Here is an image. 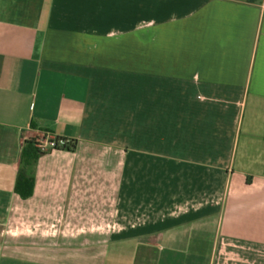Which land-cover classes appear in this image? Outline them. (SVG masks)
<instances>
[{"label": "crops", "instance_id": "crops-1", "mask_svg": "<svg viewBox=\"0 0 264 264\" xmlns=\"http://www.w3.org/2000/svg\"><path fill=\"white\" fill-rule=\"evenodd\" d=\"M0 264H264V0H0Z\"/></svg>", "mask_w": 264, "mask_h": 264}, {"label": "trees", "instance_id": "trees-1", "mask_svg": "<svg viewBox=\"0 0 264 264\" xmlns=\"http://www.w3.org/2000/svg\"><path fill=\"white\" fill-rule=\"evenodd\" d=\"M70 148H73V145ZM42 152L43 151H40V149L34 145L32 140H27L23 144L20 158V167L15 183V191L22 198L29 197L33 192V165L35 164L39 154Z\"/></svg>", "mask_w": 264, "mask_h": 264}, {"label": "built area", "instance_id": "built-area-1", "mask_svg": "<svg viewBox=\"0 0 264 264\" xmlns=\"http://www.w3.org/2000/svg\"><path fill=\"white\" fill-rule=\"evenodd\" d=\"M70 148L72 147V142L65 138L56 136H47L45 141L38 144L40 151L54 150L56 148Z\"/></svg>", "mask_w": 264, "mask_h": 264}, {"label": "rangeland", "instance_id": "rangeland-1", "mask_svg": "<svg viewBox=\"0 0 264 264\" xmlns=\"http://www.w3.org/2000/svg\"><path fill=\"white\" fill-rule=\"evenodd\" d=\"M132 49H134V48L132 47ZM182 64H185V63H182Z\"/></svg>", "mask_w": 264, "mask_h": 264}]
</instances>
